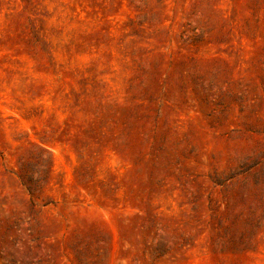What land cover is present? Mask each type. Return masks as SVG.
I'll return each mask as SVG.
<instances>
[{
	"label": "rangeland",
	"instance_id": "374dc122",
	"mask_svg": "<svg viewBox=\"0 0 264 264\" xmlns=\"http://www.w3.org/2000/svg\"><path fill=\"white\" fill-rule=\"evenodd\" d=\"M0 264H264V0H0Z\"/></svg>",
	"mask_w": 264,
	"mask_h": 264
}]
</instances>
